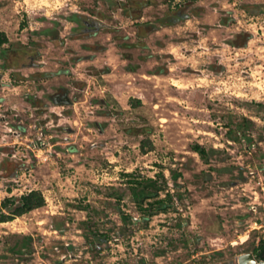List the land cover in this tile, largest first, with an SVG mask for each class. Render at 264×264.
I'll return each mask as SVG.
<instances>
[{"label": "rangeland", "instance_id": "1", "mask_svg": "<svg viewBox=\"0 0 264 264\" xmlns=\"http://www.w3.org/2000/svg\"><path fill=\"white\" fill-rule=\"evenodd\" d=\"M0 34V203L45 200L0 223V264L252 253L264 0H0Z\"/></svg>", "mask_w": 264, "mask_h": 264}, {"label": "trees", "instance_id": "2", "mask_svg": "<svg viewBox=\"0 0 264 264\" xmlns=\"http://www.w3.org/2000/svg\"><path fill=\"white\" fill-rule=\"evenodd\" d=\"M5 41L3 34H0V44ZM135 103H139L138 101ZM142 148L144 146V142L141 144ZM194 151L204 156V150L200 146H195ZM138 185L141 183L136 182ZM157 204L161 202H156ZM45 204L44 197L41 192L32 190L18 198L17 201L12 200L11 198H5L0 203V223L12 220L15 217L22 216L28 212L39 209L43 207ZM9 205H14L11 213L5 215L1 212L3 208H7ZM252 254L258 259L264 261V236H262L257 246L252 250Z\"/></svg>", "mask_w": 264, "mask_h": 264}, {"label": "water", "instance_id": "3", "mask_svg": "<svg viewBox=\"0 0 264 264\" xmlns=\"http://www.w3.org/2000/svg\"><path fill=\"white\" fill-rule=\"evenodd\" d=\"M224 264H264L263 260H258L252 253L241 254L235 259L226 261Z\"/></svg>", "mask_w": 264, "mask_h": 264}, {"label": "built area", "instance_id": "4", "mask_svg": "<svg viewBox=\"0 0 264 264\" xmlns=\"http://www.w3.org/2000/svg\"><path fill=\"white\" fill-rule=\"evenodd\" d=\"M252 209H254V211H255V208H252Z\"/></svg>", "mask_w": 264, "mask_h": 264}]
</instances>
